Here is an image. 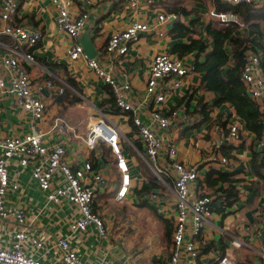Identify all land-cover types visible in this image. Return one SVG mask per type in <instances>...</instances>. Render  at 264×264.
Listing matches in <instances>:
<instances>
[{"label": "crops", "instance_id": "1", "mask_svg": "<svg viewBox=\"0 0 264 264\" xmlns=\"http://www.w3.org/2000/svg\"><path fill=\"white\" fill-rule=\"evenodd\" d=\"M93 1V5H88V22L76 38L58 29L55 23L56 10L49 0L20 2L14 21L38 28L42 32V38L35 46L25 48L34 56V62L24 59L20 61L30 76L34 94L45 102L46 111L41 119L33 122L29 114L16 105L12 95L0 92V135L22 134L39 129L44 133L45 145L63 146L65 160L69 164L80 166L86 158L91 159L94 167H99L107 178L106 188L97 193L93 203L94 210L106 224L107 233L100 237L94 227L71 233L67 223L75 216V207L67 201L60 205L48 203L44 193L30 178L29 172L17 168L14 162L10 163L9 170L14 173L19 188L8 191L4 202L8 208L19 207L25 211L30 234L43 243L40 248L26 243L25 252L45 264H63L56 247L57 240L62 237H68L70 246L77 250L78 260L75 264H113L117 258L124 259L127 264H167L175 216V194L171 178L163 175L160 179L154 175L144 159V146L133 124L132 115L119 110L114 103L112 106L110 99L113 96L109 87L87 66L83 56L72 60L67 56V50L75 42L81 44L80 38L87 33L95 50L94 56H99L106 70L116 79L130 83L131 100L139 106L141 116L147 122L152 102L144 100V91L151 59L158 52H171L175 43L187 40L173 39L169 35L175 23L172 22L166 24L164 36L154 31L143 33L126 54L114 56L105 52L104 46L109 34L125 28L133 21L152 26L156 15L163 11L178 13L180 18L176 22L189 28L192 24L197 26L194 38L209 40L205 27L212 19L209 12L214 9V2L139 0L138 5L132 7L120 0ZM79 4L80 0H73V13H78ZM179 8H184L187 13L180 12ZM1 24L4 22L0 18ZM241 31L250 38L257 37L248 27ZM10 48H16L13 40L0 34V53H6ZM192 56L186 54L182 58L190 61ZM68 79L74 84H70ZM200 83L201 73L194 71L188 74L180 90L163 104L164 107L182 102L188 105V121L182 120V114L179 115L164 136L171 137L176 144L179 161L190 166L198 165L200 176L197 186L212 197L210 214L196 240L199 251L196 264H214L215 258L220 255L229 256L237 264H264V167L260 169L259 176L251 166L254 134L244 127L228 103L212 106L215 94L200 89ZM63 85V93L58 94L56 91ZM204 104L207 105L209 117L197 120L196 116L202 114L199 108ZM55 118L62 119L72 129H51ZM100 118L118 128L119 152L125 158L130 175L128 194L121 201L128 203L131 208L126 211L108 210L109 202L113 201L121 182L115 152L103 140H98L95 148L88 147L85 141L89 129ZM216 120L225 122V125L228 121L237 120L245 130L236 146L223 147L222 152L228 157L226 165L208 160L215 136L211 123ZM212 170L217 173L212 174L211 181L221 172L227 173L228 179L208 184L206 175ZM233 184L237 191L236 199L226 204L217 193L220 189H230ZM143 185L149 186V195L136 193ZM152 192L157 193V199L150 198ZM145 195L150 208L136 207L138 200H144ZM152 227H155L157 233L153 241L135 240L139 238L138 231L151 230ZM16 229L14 222L0 217L1 246L11 245V235ZM235 239L241 241L240 247L232 244ZM249 248L253 249L252 256L247 254Z\"/></svg>", "mask_w": 264, "mask_h": 264}, {"label": "built area", "instance_id": "2", "mask_svg": "<svg viewBox=\"0 0 264 264\" xmlns=\"http://www.w3.org/2000/svg\"><path fill=\"white\" fill-rule=\"evenodd\" d=\"M22 1L0 0V18L4 22L0 25V34L10 37L16 45V48L0 53V92L12 95L16 105L27 112L34 122L44 116L46 104L34 94L30 76L20 60L34 62V56L25 51V48L35 46L41 40L42 32L38 28L14 21L13 17ZM120 1L136 7L139 0ZM147 1L152 2V0ZM218 1L229 5L246 4L256 8L264 5V0ZM72 2L73 0H49L56 10L55 23L58 29L76 38L88 22V5H93L94 1L80 0L77 14L71 11ZM213 2L214 9L209 12L212 20L222 24H237L240 30L246 28L236 13L218 12L215 9V0ZM179 18L178 13L161 11L156 15L152 26L133 21L125 28L114 30L109 34L104 46L105 52L114 56L124 55L141 34L154 31L159 36H164L166 24L176 22ZM67 56L72 60L80 56L86 59L87 66L109 87L115 107L132 115L133 124L144 146V159L154 174L160 179L163 175L171 178L175 194V216L167 264H196L199 257L196 240L210 214L212 197L197 186V179L200 176L198 165L190 166L179 161L176 144L171 137L164 136L179 115L182 114L181 119L188 121V105L182 102L172 107L163 106L169 97L180 90L184 77L195 71L193 56L190 61H186L170 51L153 55L144 91V100L152 102L147 122L143 120L139 106L131 100L130 83L127 80L116 79L100 62L99 56L88 57L79 42H75L67 50ZM240 80L246 94L256 103L261 113L263 131L260 137L254 139L253 151L259 155V159L264 160V71L260 50L247 47ZM64 87L63 85L58 88L56 92L62 94ZM196 118L204 119L203 113ZM211 125L215 136L208 160L226 165L228 157L223 154V147L236 146L245 130L237 120L228 121L225 126L216 121ZM51 129L65 131L72 128L62 119L55 118ZM118 133L115 125L108 124L104 118H100L89 129L85 141L88 147L95 148L98 140H103L115 152L117 166L121 171V182L114 199L121 202L128 194L130 175L125 158L119 152ZM43 134L41 130L36 129L22 134L0 135V217L11 220L17 225V229L11 235V245L8 247L0 245V264H45L39 258L25 252L26 243L36 248L43 245L38 237L30 234L29 219L25 211L19 207L8 208L5 205L4 198L7 192L19 188L14 173L9 170L11 162H14L17 168L29 172L30 178L44 193L48 203L60 205L67 201L75 207V216L67 223L71 233L87 231L90 227H94L100 237H104L107 232L103 218L93 207L97 193L106 188L107 178L99 167H94L89 158H86L80 166L69 164L65 160L63 146L45 145ZM150 198L157 199V193H150ZM232 244L240 247L241 241L235 239ZM56 247L63 264L77 262V250L70 246L68 237L59 238ZM113 264L127 263L124 259L117 258ZM214 264L237 263L227 255H220L215 258Z\"/></svg>", "mask_w": 264, "mask_h": 264}, {"label": "trees", "instance_id": "3", "mask_svg": "<svg viewBox=\"0 0 264 264\" xmlns=\"http://www.w3.org/2000/svg\"><path fill=\"white\" fill-rule=\"evenodd\" d=\"M215 9L218 12L236 13L246 27L257 34V37L245 36L237 24H222L211 19L205 27V33L209 40L194 38L193 34L198 31L196 25L192 24L189 28L180 22H175L169 35L173 39L185 38L187 42L175 43L171 53L179 57L192 54L195 71L201 73L200 89L215 94L212 106L228 103L241 119L244 127L254 134V138H258L263 131L261 113L256 103L246 94L240 80V73L245 63V51L248 46L261 51L264 71V5L256 8L246 4L229 5L215 0ZM179 10L182 13H187L184 8H179ZM68 82L74 84L71 79H68ZM110 102L113 106V98L110 99ZM199 109L202 111L204 119H207L209 117L207 105H201ZM216 122L225 125V122L217 120ZM258 156L253 152L251 166L254 173L261 176L260 169L264 167V160L259 159ZM213 173L217 172L212 170L206 175L207 183L211 185L216 184L219 180H227L229 176L227 173L221 172L217 178L211 181ZM150 181L154 184L152 179ZM148 191L149 186L143 185L136 193L142 194L148 193ZM236 193L233 184L230 189H220L217 194L224 198L226 204H230L236 199Z\"/></svg>", "mask_w": 264, "mask_h": 264}, {"label": "rangeland", "instance_id": "4", "mask_svg": "<svg viewBox=\"0 0 264 264\" xmlns=\"http://www.w3.org/2000/svg\"><path fill=\"white\" fill-rule=\"evenodd\" d=\"M131 152H132V150H131ZM147 195H149V193H147ZM146 197L147 196L145 195L144 200L143 199H139L138 200V204L137 205L135 204L136 207H139V208L144 207L145 209L150 208V205H149L150 203L148 202V200H147ZM113 201H110L109 202L110 206H108V210L110 212L114 211L115 209H120V210H124V211H126L128 209H131L127 205L128 203H125V202H116L114 199H113ZM135 219H139V218L135 217ZM128 233H130V232H128ZM138 234H139L138 235L139 238H136L135 240H138V239H148L150 241H153L154 240V237L153 236H157L155 227H152L151 230H147V231H146V229L140 230V231H138ZM150 244H153V243H150ZM252 253H253V249H251V248L247 249V254L248 255H251L252 256Z\"/></svg>", "mask_w": 264, "mask_h": 264}, {"label": "water", "instance_id": "5", "mask_svg": "<svg viewBox=\"0 0 264 264\" xmlns=\"http://www.w3.org/2000/svg\"><path fill=\"white\" fill-rule=\"evenodd\" d=\"M80 42L84 48V51L86 53V55L88 57H92L95 55V50H94V47L90 41V39L88 38V34L87 33H84L82 35V37L80 38Z\"/></svg>", "mask_w": 264, "mask_h": 264}]
</instances>
